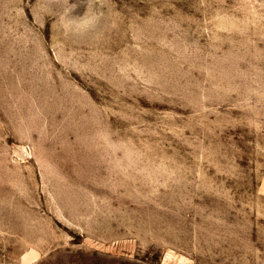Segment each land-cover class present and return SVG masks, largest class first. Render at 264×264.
<instances>
[{"label": "rangeland", "instance_id": "rangeland-1", "mask_svg": "<svg viewBox=\"0 0 264 264\" xmlns=\"http://www.w3.org/2000/svg\"><path fill=\"white\" fill-rule=\"evenodd\" d=\"M0 264H264V0H0Z\"/></svg>", "mask_w": 264, "mask_h": 264}, {"label": "clouds", "instance_id": "clouds-1", "mask_svg": "<svg viewBox=\"0 0 264 264\" xmlns=\"http://www.w3.org/2000/svg\"><path fill=\"white\" fill-rule=\"evenodd\" d=\"M99 20V15H89L86 10L85 13L79 18L68 20L65 26L69 31L75 32L77 34H84L90 30H93L97 26Z\"/></svg>", "mask_w": 264, "mask_h": 264}]
</instances>
